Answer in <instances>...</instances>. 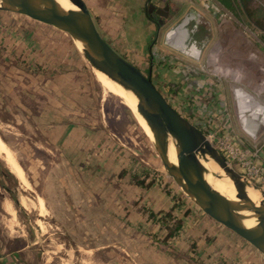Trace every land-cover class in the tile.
Returning a JSON list of instances; mask_svg holds the SVG:
<instances>
[{"label":"rangeland","instance_id":"obj_1","mask_svg":"<svg viewBox=\"0 0 264 264\" xmlns=\"http://www.w3.org/2000/svg\"><path fill=\"white\" fill-rule=\"evenodd\" d=\"M85 1L109 9L110 14L94 15L103 34L117 45L125 43L123 36L130 38L132 47L122 45L127 58L203 130L230 168L264 189V91L258 90L264 83V0H144L146 14L154 2L159 8L169 5L171 13L152 11L157 31L141 49L134 39L142 36H126L125 25L112 24V10L124 14L115 0ZM188 16L186 52L167 35ZM218 67L242 75L216 72ZM110 82L67 32L0 9V140L26 182L0 151V250L28 244L29 264H203L190 262L172 243L162 244L167 235L147 234L136 218L126 217L128 208L139 210L141 195L135 199L105 170L93 178V170L111 155L105 148L114 144L135 153L165 188L196 202L165 168L155 143ZM241 95L252 108L248 112L240 110ZM252 115L257 128L248 126ZM123 153L117 157L125 158ZM22 195L33 206H24ZM42 201L45 212L39 210ZM177 221L172 217L170 223Z\"/></svg>","mask_w":264,"mask_h":264},{"label":"crops","instance_id":"obj_2","mask_svg":"<svg viewBox=\"0 0 264 264\" xmlns=\"http://www.w3.org/2000/svg\"><path fill=\"white\" fill-rule=\"evenodd\" d=\"M113 2L116 7L117 5L120 7L124 14L123 17L122 13L117 16L112 10L110 18L112 21L116 19L112 24L125 25L127 31L126 36L130 37L131 34H134L144 37L133 39L140 44L139 49L145 48L147 42L157 31V24L154 23V20L151 21L149 12L146 14V12L144 13L142 11L144 0H115ZM159 3L154 2L156 7H159ZM95 4L96 9H94L92 5H89L93 16L100 12L110 14L108 8L101 5L99 6V2H95ZM116 9L121 12L118 8ZM170 9L171 8H169V10ZM186 26L183 29L185 31L183 33L187 39L189 29H187ZM238 27L241 28L240 26ZM100 31L103 34L101 29ZM104 36L117 50L128 57V54L123 52L122 45L125 43L128 44L130 38L126 39V37L124 38L123 36L122 40L125 41V43L119 42L117 45L113 42L112 38H109V34ZM5 37L8 38L10 36L5 35ZM28 38L29 36H25L26 42L33 44ZM130 45L129 47H132ZM197 47L198 46L195 44V50ZM251 57L255 58L254 56ZM155 67V63H153L151 64L150 69L153 71V68ZM219 71L228 74L230 73L234 77L238 76V79L239 76L242 75V70L231 71V69L224 70L218 67L216 72ZM258 90L259 92L264 91V83ZM238 102L242 112H248L252 109L248 101L244 100V98L239 99ZM193 103L196 102L193 101ZM254 122H256V119L252 115L248 120L249 127H253ZM64 130L65 135L69 130V126H67V128L65 126ZM80 133L82 134V132ZM59 135L62 136V133ZM98 148H101V146H98ZM105 149L108 151L110 149L111 155L105 158L106 160L103 165H100L101 167H97L93 170L92 176L93 178L98 179V174L105 170L111 180L115 181V179H117L118 181H122V183L134 193L133 197L135 199H139L136 195L142 196V199L140 201L138 200L140 203L138 204L140 205L138 206L139 210L131 211V208H128V211L130 212L127 213L126 217L132 219L136 218L137 221L140 224H143V227L147 229L145 233H150L158 237L162 235V238H164L168 232L158 220L151 216L149 210L144 211L142 205H147L149 208L151 207L153 211H156V217L161 216L163 212L171 211L173 214L178 215L183 219V227L179 234L166 239V241L162 240L160 242L165 245L166 242H168V244L172 243L176 249L184 252L182 255H186L190 262L193 260L201 261L203 264H262L261 262H264V256L262 253L249 241L212 218L196 202L188 199L186 195L180 193L177 189L172 188L171 186L165 188L163 183L159 182L158 177L155 174L156 172H150V169L147 168L144 163L140 162V159L135 157V153L124 151V149H121V147H117L114 144L109 145ZM121 151L124 152L123 154H126L125 158L124 156L121 158L117 157ZM116 162H122V165L118 166L120 165L118 164L117 169H114ZM114 170L117 172L113 175ZM144 178L146 179L145 182L141 183L140 181ZM180 196L182 198H180ZM149 218L153 219L152 223ZM28 247V244H21L20 246L13 247H6L5 245L4 248L0 250V264H29L27 258L32 251ZM180 257L184 258V256H179V258ZM191 263L194 264V262Z\"/></svg>","mask_w":264,"mask_h":264},{"label":"water","instance_id":"obj_3","mask_svg":"<svg viewBox=\"0 0 264 264\" xmlns=\"http://www.w3.org/2000/svg\"><path fill=\"white\" fill-rule=\"evenodd\" d=\"M6 1L11 5H0V9L27 15L37 21L65 31L73 38L85 40L89 44V48L85 49V52L92 63L109 76L130 86L143 101L139 104L142 113L152 123L167 126L177 138L179 163L181 172L186 179V183H182L175 177L180 185L188 193L195 195L197 204L208 215L264 253V231L258 232L243 225L237 218L234 209L227 204L224 198L213 189L203 176L198 153L203 152L205 148L216 150L203 130L169 102L151 76L146 75L140 67L130 61L105 38L85 0H77L81 7L80 12L71 10L67 13H63L59 9L55 0ZM39 2L42 3L41 7L36 5ZM149 7L151 10L156 8L158 13L165 16L169 14V5L159 8L154 3H150ZM222 160L227 163L223 156ZM226 169L232 174L237 173L229 165ZM250 207L261 214L264 219L263 207L256 205Z\"/></svg>","mask_w":264,"mask_h":264},{"label":"bare ground","instance_id":"obj_4","mask_svg":"<svg viewBox=\"0 0 264 264\" xmlns=\"http://www.w3.org/2000/svg\"><path fill=\"white\" fill-rule=\"evenodd\" d=\"M55 1L59 9L63 13H67L68 11L71 10L76 12L81 11V7L77 0H55ZM0 5H11V4L6 0H0ZM36 5L38 7L39 6L41 7L42 3L39 2ZM190 18L191 16L186 17L185 20L182 23H180L176 28L171 29L167 35L168 42H170L171 44L175 45V47H178L179 49L186 52H188L187 45L189 44L186 40V36L183 33L185 32L183 29L190 20ZM74 42L76 46H78L83 50L89 48V44L83 39L74 38ZM104 73L113 83L111 85L116 86L117 91L120 97L123 99L124 103H126L134 111L138 122L142 125V128L146 130L147 134L155 143L156 147L162 154V157L165 158L163 160L165 168H167V170L170 173H172L176 178L182 181V183H186V179L181 172V167L179 163V158H178L179 146L177 145V138L173 135V133L169 130L167 126H161L152 123L142 113L141 109L139 108V104L143 103V101L141 97L130 86L122 83L119 79H115L109 76L106 72ZM241 98H244V100L247 101L246 96L241 95L240 99ZM257 127L258 125L255 126L254 124L252 128H257ZM0 151L8 155V161L11 163V165L14 168L17 169L18 176L20 177L22 182L26 183L25 179H23L25 173L23 174V172L21 171L22 169L19 167L20 165L17 166L15 158L11 156V152L1 140H0ZM198 157L202 165L204 178L209 182V184L213 187V189L216 190L224 198L227 204L234 209V212L237 218L241 221V223L247 227H251L255 229L258 232H263L264 219L262 218L261 214L255 212L250 206L256 205L264 208V189L261 186L245 179L243 176L238 175L237 173L232 174L229 171H227L226 167L229 164L225 163V161L222 160V156L219 154L217 150L205 148L203 152L198 153ZM191 196L195 197L193 193H191ZM22 202L23 205L26 207H30L31 205L33 206L34 204L33 202L30 201V199L24 196L22 198ZM5 205L7 212H9L10 214L15 213V209L11 201H8ZM39 210L43 212L46 211V209L44 208L43 201L41 202V207ZM16 226L18 227V225ZM19 226L21 225L19 224Z\"/></svg>","mask_w":264,"mask_h":264},{"label":"trees","instance_id":"obj_5","mask_svg":"<svg viewBox=\"0 0 264 264\" xmlns=\"http://www.w3.org/2000/svg\"><path fill=\"white\" fill-rule=\"evenodd\" d=\"M145 180L146 179L144 178L140 182L144 183ZM166 212H164V213L167 214ZM169 212H171V211H169ZM164 213H162V214L160 213L161 216L156 217L157 213L155 211H152L151 212V216H153L156 220H158L167 229L168 233H167V236L165 238L168 239V238H170L172 236H175V233H177L178 231H180L182 229V227H183V219L181 217H179L178 215L173 214L172 212H171L172 215L170 213L165 215ZM172 217H173V220H175V219L178 220L177 223L174 226H172V224L170 223ZM164 240H166V239H164Z\"/></svg>","mask_w":264,"mask_h":264},{"label":"flooded vegetation","instance_id":"obj_6","mask_svg":"<svg viewBox=\"0 0 264 264\" xmlns=\"http://www.w3.org/2000/svg\"><path fill=\"white\" fill-rule=\"evenodd\" d=\"M147 11L149 12L150 15L153 14L152 11H156V12H157L156 8L153 9V10H151L149 6H148V8H147ZM168 16H169V14H168L166 17H168ZM159 21H161V19H159ZM150 72L154 73V70L152 71V70L150 69ZM156 85H157V84H156Z\"/></svg>","mask_w":264,"mask_h":264}]
</instances>
